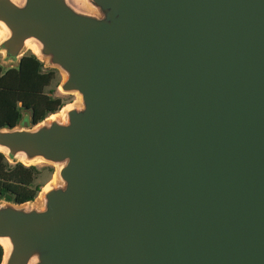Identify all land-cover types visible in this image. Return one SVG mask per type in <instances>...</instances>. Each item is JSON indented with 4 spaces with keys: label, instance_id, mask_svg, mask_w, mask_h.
<instances>
[{
    "label": "water",
    "instance_id": "obj_1",
    "mask_svg": "<svg viewBox=\"0 0 264 264\" xmlns=\"http://www.w3.org/2000/svg\"><path fill=\"white\" fill-rule=\"evenodd\" d=\"M0 30L76 97L0 127L55 169L0 200V264H264V0H0Z\"/></svg>",
    "mask_w": 264,
    "mask_h": 264
},
{
    "label": "trees",
    "instance_id": "obj_2",
    "mask_svg": "<svg viewBox=\"0 0 264 264\" xmlns=\"http://www.w3.org/2000/svg\"><path fill=\"white\" fill-rule=\"evenodd\" d=\"M56 73L31 52L23 54L17 66L0 64V127L17 125L24 111L30 113L33 124L59 111L66 104L64 99L46 91ZM37 174L34 165L10 163L0 152V200L23 203L35 199L41 189L34 184ZM2 254L0 245V261Z\"/></svg>",
    "mask_w": 264,
    "mask_h": 264
},
{
    "label": "rangeland",
    "instance_id": "obj_3",
    "mask_svg": "<svg viewBox=\"0 0 264 264\" xmlns=\"http://www.w3.org/2000/svg\"><path fill=\"white\" fill-rule=\"evenodd\" d=\"M27 52H31L27 50ZM63 79V74L57 70L56 77L52 81L51 85L46 88V91L52 96L62 97L66 104L74 102L76 100L75 95L64 93L60 90L59 84ZM65 104V105H66ZM60 111V110H59ZM62 112V110H61ZM37 168L38 174L34 181L35 185L44 186L50 183L54 179V166L48 163L38 162L34 165Z\"/></svg>",
    "mask_w": 264,
    "mask_h": 264
},
{
    "label": "bare ground",
    "instance_id": "obj_4",
    "mask_svg": "<svg viewBox=\"0 0 264 264\" xmlns=\"http://www.w3.org/2000/svg\"><path fill=\"white\" fill-rule=\"evenodd\" d=\"M2 36V31L0 30V37ZM28 48L29 49H32V46L31 45H28ZM64 109V108H63Z\"/></svg>",
    "mask_w": 264,
    "mask_h": 264
}]
</instances>
